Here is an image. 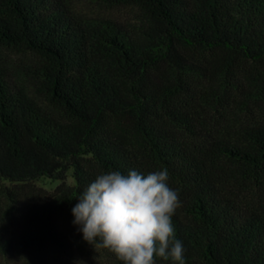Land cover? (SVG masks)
Instances as JSON below:
<instances>
[{
    "label": "trees",
    "instance_id": "1",
    "mask_svg": "<svg viewBox=\"0 0 264 264\" xmlns=\"http://www.w3.org/2000/svg\"><path fill=\"white\" fill-rule=\"evenodd\" d=\"M135 30L64 0H0V46L38 59L33 95L0 73V255L80 263L66 220L103 173L167 169L186 264H264V0H119ZM41 181L57 182L42 195ZM157 264H171L157 259Z\"/></svg>",
    "mask_w": 264,
    "mask_h": 264
},
{
    "label": "clouds",
    "instance_id": "2",
    "mask_svg": "<svg viewBox=\"0 0 264 264\" xmlns=\"http://www.w3.org/2000/svg\"><path fill=\"white\" fill-rule=\"evenodd\" d=\"M168 180L167 169L100 174L79 196L73 223L85 241L123 264H157L158 258L186 264L172 222L181 202Z\"/></svg>",
    "mask_w": 264,
    "mask_h": 264
},
{
    "label": "rangeland",
    "instance_id": "3",
    "mask_svg": "<svg viewBox=\"0 0 264 264\" xmlns=\"http://www.w3.org/2000/svg\"><path fill=\"white\" fill-rule=\"evenodd\" d=\"M69 10L78 21L97 25L105 22H112L125 30H135L143 25V13L139 8L119 0H64ZM38 63V59L30 52L1 47L0 46V73L6 78L14 91H24L33 95L31 80L29 74L33 67ZM42 187V195L46 196L58 185L57 182L41 181L37 184ZM2 200L0 198V227L8 234L17 231L10 226L6 214L3 212ZM63 226L70 231L71 245L78 262H100L103 257L109 256L104 248H95L83 239L79 227L73 226L65 219ZM41 256L49 264H69L73 262L61 250L55 247H49ZM38 255H32L31 258L24 256H4L0 255V264H39Z\"/></svg>",
    "mask_w": 264,
    "mask_h": 264
}]
</instances>
